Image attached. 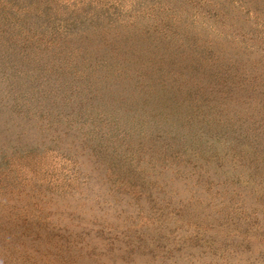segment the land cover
Returning a JSON list of instances; mask_svg holds the SVG:
<instances>
[{
	"label": "rangeland",
	"instance_id": "1",
	"mask_svg": "<svg viewBox=\"0 0 264 264\" xmlns=\"http://www.w3.org/2000/svg\"><path fill=\"white\" fill-rule=\"evenodd\" d=\"M0 264H264V0H0Z\"/></svg>",
	"mask_w": 264,
	"mask_h": 264
}]
</instances>
